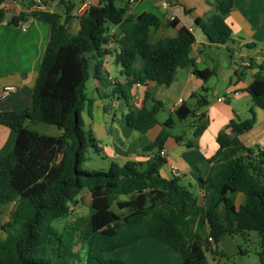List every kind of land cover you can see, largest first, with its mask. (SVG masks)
<instances>
[{"label": "trees", "instance_id": "16d2710c", "mask_svg": "<svg viewBox=\"0 0 264 264\" xmlns=\"http://www.w3.org/2000/svg\"><path fill=\"white\" fill-rule=\"evenodd\" d=\"M6 1L0 0V24L6 18ZM14 1L35 4L32 0ZM117 1L100 0L76 16L74 8L67 6L64 15L34 10L12 19L18 25L32 15L46 22L50 24V38L30 108L0 111V125L17 135L14 146L0 159V206L15 205L10 221L2 227L6 237L0 239V264H128L107 254L145 238L156 239L178 252L181 264H210L208 254L213 251L209 238L218 250L220 238L249 231L260 236L257 264H264V147H247L239 138L255 125L254 107L264 108L262 66L251 63V69L256 67L258 72L247 87L253 101L250 117L231 120L217 136L219 149L210 159L212 167L206 181L210 194L203 203L179 178L161 175L167 162L161 151L171 137L165 127L144 149L153 153L147 161H129L122 166L112 162L107 171L81 167L90 147L102 153L92 130L85 128L82 112L90 103L86 83L91 75L106 81L102 70L112 50L127 80L108 84L113 86L112 95L126 101L136 84L152 81L171 86L180 69H192L204 82L217 74L215 69L196 68L191 57L196 38L189 29L182 27L174 37L153 41L151 29L160 25L159 18L150 13L130 14V3L118 6ZM234 2L216 0L211 14L196 19L212 44L225 45L231 40L225 17ZM75 18L79 28L72 32L69 24ZM111 25L122 33L120 39L113 40V49L108 48ZM137 57L144 62L142 70L135 68ZM203 93L198 96L197 107L183 103L171 117L178 121L195 117L207 104L206 88ZM155 94L147 89L143 107L139 111L129 107V128L145 134L160 124L157 114L164 105ZM39 124L55 126L58 135L39 132L34 128ZM194 124L197 139L207 129V116L200 114ZM175 139L182 140L180 136ZM52 143L57 158L53 148L47 147ZM83 191L91 196L89 215L60 231L56 223L71 214ZM239 194L243 201L238 205ZM77 238L82 251L75 250Z\"/></svg>", "mask_w": 264, "mask_h": 264}, {"label": "crops", "instance_id": "0c3cea01", "mask_svg": "<svg viewBox=\"0 0 264 264\" xmlns=\"http://www.w3.org/2000/svg\"><path fill=\"white\" fill-rule=\"evenodd\" d=\"M46 1L48 3H43L42 8L36 4L31 5L30 1L7 0L4 3L6 18L0 24V93L9 86L15 87L16 90L5 99H0V111L30 108L43 54L50 38V24L29 15L16 25L12 22L13 17L23 11L31 13L34 10L64 15L67 6L74 8L72 13L76 16L85 7L98 5L100 2V0ZM119 1H123L124 4L129 2ZM160 1L142 0L130 4L128 12L135 16L150 13L159 18L160 25L151 29L153 41L174 37L182 27L189 29L196 38L191 53L196 68L215 69L216 76L204 82L193 74L192 69H180L175 82L169 87L158 86L152 81L147 85H134L129 101L112 95L113 86L110 84L106 90H101L104 84L94 78L96 89L99 91L96 106L105 109L103 100L111 94L112 105L116 107V111L119 108H123L124 111L120 115L116 111L114 115L105 113L98 118L92 114L86 124L97 139L109 166L112 162L122 166L129 161H147L153 153L144 152V149L154 142L162 127L174 129L173 127L181 124L184 129L182 135L170 131L171 137L164 145V157L167 162L161 169V175L168 179L175 178L173 170L176 169L180 173L181 183L190 189L200 203H203L210 194L206 181L212 167L210 159L219 149L217 143L219 132L227 129L231 120H245L250 117L253 101L247 87L258 72L256 67L251 69V63L262 66L264 72V0H235L233 9L225 17L231 28V40L225 45L212 44L195 22L196 19L204 18L215 10L216 0H173V5L168 10L161 8ZM171 17L175 19L171 20ZM72 24L74 32H77L78 19H73L69 26ZM23 25L27 31L22 30ZM121 34L118 26L111 25L109 45L114 39H120ZM114 47L116 48V43ZM116 55V51L112 50V54L105 57L102 70L104 78L107 79L106 83L111 85L124 84L127 80L121 74L122 67L117 63ZM135 68L137 70L144 68V62L140 57L135 61ZM203 88L207 89V104L199 108L191 122H187L188 119L178 121L171 117L183 103L197 107L199 94H204ZM147 89L155 91V98L163 102L164 107L160 112H167V117L165 120L158 119L159 125L142 134L128 127L126 117L129 107L134 111H139L143 107ZM254 111L256 118L254 127L239 138L247 147L255 145L264 147V108L254 107ZM202 113L208 118V126L203 134L195 139L194 123ZM227 131L229 132V129ZM177 136L181 137V142H177L175 139ZM16 140L17 135L14 131L0 125V159L10 151ZM84 197L85 199L87 197L90 206L91 196L87 191L82 192L79 201L81 202ZM223 256L219 250L216 255L209 253L210 264H217ZM107 257L120 258L128 264H181L182 261L178 252L153 238H145L131 246L117 249L108 253Z\"/></svg>", "mask_w": 264, "mask_h": 264}, {"label": "rangeland", "instance_id": "374dc122", "mask_svg": "<svg viewBox=\"0 0 264 264\" xmlns=\"http://www.w3.org/2000/svg\"><path fill=\"white\" fill-rule=\"evenodd\" d=\"M75 1H79V0H75ZM116 5L123 6L124 2L118 0L116 2ZM69 27L72 32L75 31L73 24L70 25ZM92 71H93V68L91 66V72ZM117 76L119 77L120 75L117 74ZM106 81L103 83L104 85L101 86V90H106L107 85H108ZM85 94L87 95L90 103L87 105L86 109L82 112V118L85 122V128L89 130L90 127L86 123L88 122V119L89 117L92 116V114L96 118H98V116L102 117V115H104L105 113L114 115L116 111V107L112 105L111 94L108 95V97H106L103 100L104 101L103 105L105 104V109L102 106L100 107L96 106V102L99 101V91L96 89L95 79L93 75H91L90 79L86 83ZM89 105L90 107H88ZM123 111H124L123 108H119L117 109L116 112L120 115ZM157 117L159 120H165V118L167 117V112H160ZM248 117H249V113L247 112V118ZM192 120H193V117H189L187 122H191ZM27 124L30 125L29 122H27ZM34 128L44 134L55 135L56 133H58L57 128L52 125L39 124V125H36ZM173 128L174 129L168 128L167 130L169 132L173 131L175 134L179 133L180 135H182L183 133L182 130L184 131V129L181 124H178L177 126ZM47 147L53 148L55 152V156L57 158L58 152L56 150V147L53 146V143L47 145ZM81 167L85 170L107 171L109 168V162L103 153H98L96 152L95 148L90 147L87 153V160L81 165ZM242 199H243V196L239 194L237 196L238 205L243 201ZM14 207L15 205L13 203L6 205V206H0V239H5L6 237V233L4 232L2 227L10 221L11 212L14 209ZM88 215H89V206L87 202V197L86 199L84 197L82 198V201L79 204L72 206V212L67 218L61 221H58L56 223V227L60 231H62L65 227L74 225L75 221H80L82 218H85ZM206 233H207V229L204 230L203 234H206ZM81 248L82 247H81L80 240L77 238L75 250L82 251ZM217 249L222 254H224V256L218 261L217 264H257L259 262L258 254L261 249L260 248V236L255 231H249V232L237 234L234 236L226 235L220 238L219 241L217 242ZM116 259H120V258H116Z\"/></svg>", "mask_w": 264, "mask_h": 264}, {"label": "built area", "instance_id": "2783aa9c", "mask_svg": "<svg viewBox=\"0 0 264 264\" xmlns=\"http://www.w3.org/2000/svg\"><path fill=\"white\" fill-rule=\"evenodd\" d=\"M39 8H42L44 6L43 4V1L42 0H32ZM142 0H129V3L130 4H133V3H138ZM160 5H161V8L164 9V10H168L172 7L173 5V0H161L160 1ZM88 7V6H87ZM85 7V9L87 8ZM175 18L174 17H171V20H174ZM22 30L23 31H27V28L25 25L22 26ZM114 41H112V43L109 45L108 44V48H112L113 49V45H114ZM250 66V65H248ZM16 90L15 87L13 86H9V87H6L1 93H0V99H5L6 97H8L11 93H13L14 91ZM222 100H225V98H222ZM161 155L162 156H165V152L164 150L161 151ZM173 176L175 178H179L180 177V173L174 169L173 170ZM209 241H210V248L212 249L213 255H216L217 253V250H216V247L214 245V242H213V239L212 238H209Z\"/></svg>", "mask_w": 264, "mask_h": 264}]
</instances>
